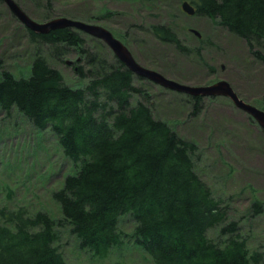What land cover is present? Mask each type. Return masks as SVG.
Returning a JSON list of instances; mask_svg holds the SVG:
<instances>
[{"label":"trees","instance_id":"obj_1","mask_svg":"<svg viewBox=\"0 0 264 264\" xmlns=\"http://www.w3.org/2000/svg\"><path fill=\"white\" fill-rule=\"evenodd\" d=\"M46 1L44 18L50 19L54 9ZM193 2L195 15L244 38L264 61V0ZM150 27L161 41L188 51L171 26ZM26 29L38 45L30 74L17 76L0 58V110L10 114L16 108L38 131L51 129L75 172L51 190L60 216L0 206V264H68L57 244L64 227L80 248L106 258L123 242V213L135 220L134 242L157 264H259L262 255L251 252L239 222L229 219L228 206L197 172L198 143L154 115L135 73L116 55L111 62L92 51L78 28ZM70 52L79 55L72 66L86 80L80 86L67 83L49 58L66 62ZM135 95L147 101L133 102ZM191 97L195 113L204 97ZM253 205L254 213L262 211L260 202ZM212 228H218V239L208 235Z\"/></svg>","mask_w":264,"mask_h":264},{"label":"rangeland","instance_id":"obj_2","mask_svg":"<svg viewBox=\"0 0 264 264\" xmlns=\"http://www.w3.org/2000/svg\"><path fill=\"white\" fill-rule=\"evenodd\" d=\"M19 1V0H18ZM39 22L48 12L46 0H20ZM185 0H52L50 18L69 16L103 25L117 33L144 66L191 85H207L226 79L240 96L260 107L264 105V61L250 50L246 40L210 17L189 15L182 10ZM195 5L193 0H188ZM109 12V13H106ZM109 14V15H108ZM91 15L102 17L89 19ZM174 28L187 52L161 41L151 32L152 24ZM199 31V37L193 30ZM92 51L113 61L115 53L103 40L86 34ZM125 38V40H124ZM38 45L29 38L26 26L0 0V58L17 76L30 74V63ZM264 53V48L261 49ZM70 85L81 79L71 64L49 57ZM76 52L65 59L75 61ZM135 83L149 95L148 103L157 118L167 120L183 137L198 143L195 157L199 175L216 197L228 206L229 219L239 222L251 252L262 255L264 264V128L227 96H203L195 113L191 95L164 87L136 75ZM144 99L135 95L133 102ZM147 101V100H146ZM74 165L51 129L38 131L16 108L10 114L0 110V206H25L29 212L44 209L60 216L51 190L61 187ZM262 211L254 213V202ZM135 220L120 215L123 242L106 258H99L78 245L69 227L60 231L58 245L68 264H157L131 237ZM208 235L218 239V228Z\"/></svg>","mask_w":264,"mask_h":264},{"label":"water","instance_id":"obj_3","mask_svg":"<svg viewBox=\"0 0 264 264\" xmlns=\"http://www.w3.org/2000/svg\"><path fill=\"white\" fill-rule=\"evenodd\" d=\"M3 1L9 6L13 14L17 16V18L23 24L35 32L45 33L51 29L65 26L78 28L93 37L100 38L106 44H108L116 56L135 74L143 78H148L167 88L185 92L192 96H227L234 102L236 106L246 111L259 123L261 127L264 128V109H261L260 107L241 98L232 84L226 79L218 80L207 85H191L181 83L165 76L158 70L151 69L140 64L134 57L129 47L121 39L116 37L110 29L103 25L86 22L80 19L69 18L66 16L55 17L44 22H39L29 16V14L19 5L16 0ZM182 9L190 15H193L196 12L195 6L192 5L188 0H185L182 3ZM193 31L198 36H201L199 31L195 29ZM67 63L72 64L73 60L68 59Z\"/></svg>","mask_w":264,"mask_h":264}]
</instances>
